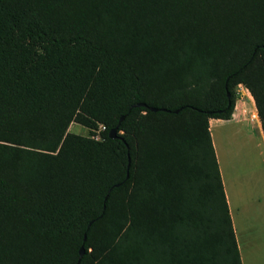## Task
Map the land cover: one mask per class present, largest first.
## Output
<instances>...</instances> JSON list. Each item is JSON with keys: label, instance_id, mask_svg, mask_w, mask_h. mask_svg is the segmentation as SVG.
I'll list each match as a JSON object with an SVG mask.
<instances>
[{"label": "trees", "instance_id": "trees-1", "mask_svg": "<svg viewBox=\"0 0 264 264\" xmlns=\"http://www.w3.org/2000/svg\"><path fill=\"white\" fill-rule=\"evenodd\" d=\"M239 85L264 136V0H0V264H241Z\"/></svg>", "mask_w": 264, "mask_h": 264}, {"label": "crops", "instance_id": "crops-1", "mask_svg": "<svg viewBox=\"0 0 264 264\" xmlns=\"http://www.w3.org/2000/svg\"><path fill=\"white\" fill-rule=\"evenodd\" d=\"M238 87L231 118L209 119L208 128L241 264H264V136L250 94Z\"/></svg>", "mask_w": 264, "mask_h": 264}, {"label": "rangeland", "instance_id": "rangeland-1", "mask_svg": "<svg viewBox=\"0 0 264 264\" xmlns=\"http://www.w3.org/2000/svg\"><path fill=\"white\" fill-rule=\"evenodd\" d=\"M243 89L242 88H240V87H238L237 86V88H236V91H237V99L240 101V100H242V98L240 97V93H242L243 91H242ZM237 99H236V101H237ZM236 101H235V106H236ZM243 102V101H242ZM244 104H245V102H243ZM242 104V103H241ZM253 110H247V112H249V113H251ZM68 131L70 132V133H73V134H76V135H80V136H84V137H89V136H91V134L87 131V129H85V128H83L82 126H79V125H77V124H74V123H72L71 125H70V127H69V129H68ZM255 136V135H254ZM97 139L99 138V136L98 135H96L95 136ZM254 144H255V146H260V140L257 138V137H255L254 138ZM255 150H256V148H255ZM247 151V150H246ZM257 151V150H256ZM258 151H260L261 152V147H259L258 148ZM262 159H263V157H262ZM238 166H240V165H238Z\"/></svg>", "mask_w": 264, "mask_h": 264}, {"label": "water", "instance_id": "water-1", "mask_svg": "<svg viewBox=\"0 0 264 264\" xmlns=\"http://www.w3.org/2000/svg\"><path fill=\"white\" fill-rule=\"evenodd\" d=\"M227 96H228V95H227ZM139 106H142V104H136V105H134L133 107H139ZM151 111L155 112V111H157V110L154 109V108H152ZM175 113H177V111H175ZM120 120H122V118H121ZM108 137H109L110 139H115V138H117V127L113 128V129H111V130L109 131V133H108ZM91 224H92V222H89V224H88L87 227H89ZM83 239L85 240V234H84ZM84 253H85V249H84V247H83V245H82V246L79 248V251H78V262L80 261L81 257L84 255Z\"/></svg>", "mask_w": 264, "mask_h": 264}, {"label": "bare ground", "instance_id": "bare-ground-1", "mask_svg": "<svg viewBox=\"0 0 264 264\" xmlns=\"http://www.w3.org/2000/svg\"><path fill=\"white\" fill-rule=\"evenodd\" d=\"M244 96L246 97V95L243 94V97H244ZM247 102H248V101H247ZM253 108H254V107H253ZM250 110H253V109H252V106H251ZM252 115H253L252 118H253L254 120H256L257 116H255L254 114H252Z\"/></svg>", "mask_w": 264, "mask_h": 264}]
</instances>
